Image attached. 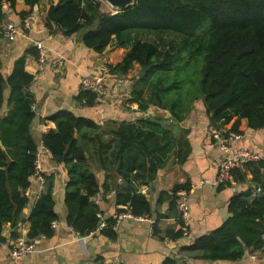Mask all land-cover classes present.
Here are the masks:
<instances>
[{"label":"trees","instance_id":"obj_1","mask_svg":"<svg viewBox=\"0 0 264 264\" xmlns=\"http://www.w3.org/2000/svg\"><path fill=\"white\" fill-rule=\"evenodd\" d=\"M17 1L0 0V28L8 22L7 8L15 9ZM24 1L30 11L21 12L22 18L32 13L40 0ZM46 25L51 31L57 26L67 36L83 33V43L98 53L104 52L113 40L122 46L130 45L125 59L110 67L112 71L128 73L134 62L142 66L144 74L136 82L132 98L142 110L154 104L183 118L195 100L203 99L212 124L218 128L235 116L237 120L229 131L241 133L242 119L248 121L251 129L264 128V0H136L117 12L102 10L101 0H60L50 7ZM153 32L160 35L157 42L143 37ZM164 34L173 38L166 40ZM2 36L0 30V44ZM33 80L25 68V58L18 59L6 76L0 53V248L8 241L3 234L8 223L10 236L18 238V222L28 220V239L35 240L51 237L53 222L59 219L52 181L47 182L30 215L26 217L23 212L31 202L25 191L31 186L40 149L32 131L36 117V99L30 91ZM98 97L83 89L78 98L93 105ZM46 123L50 130L44 134L43 144L54 161L69 168L65 192L67 224L83 236L101 230L115 238V220L110 219L102 228L101 210L90 200L99 184L78 143L84 128L98 124L69 110L58 111ZM139 123L165 131L158 122ZM117 134L119 172L124 177L117 202L130 204L135 215L148 214L150 202L138 192L125 169H134L137 156L133 152L136 147L148 148L149 133L129 127ZM235 181L255 184L261 190L255 193L251 188L234 195L229 203L231 216L212 232L181 246L180 253L193 259L236 261L247 250H262L264 159L237 169ZM180 236L182 233L177 234ZM163 264L181 263L174 256Z\"/></svg>","mask_w":264,"mask_h":264},{"label":"crops","instance_id":"obj_2","mask_svg":"<svg viewBox=\"0 0 264 264\" xmlns=\"http://www.w3.org/2000/svg\"><path fill=\"white\" fill-rule=\"evenodd\" d=\"M59 1L40 0L31 11L35 14L33 29L27 30L25 35L18 34L14 41L2 39L3 71L8 76L15 62L25 58V68L34 76L30 86L36 99L32 131L39 147L44 134L50 130L46 119L58 111L69 110L98 124L95 128H84L78 143L84 148L90 169L98 180L99 190L90 200L101 210V227H106L110 219L115 220L116 236L111 238L101 230L83 236L67 224L65 192L69 168L54 161L50 152H44V172L50 177L47 182L53 183L59 214L53 224L54 234L35 239L36 252L15 262L11 256L13 245L18 238L28 239L31 224L26 220L17 226L18 238L10 236L11 224H6L3 234L8 236V241L0 248V264H163L168 257L174 256L181 264H264V247L255 253L247 250L242 259L236 261L193 259L180 253L181 246L212 232L231 216L229 203L234 195L251 188L255 193L261 190L255 184H239L235 180L227 184L205 182L208 178L217 179L218 166L224 156L216 133L231 130L237 117L222 128L214 126L203 99L195 100L191 111L183 118L154 104L146 110L140 109L132 98L136 82L144 74L142 66L134 62L128 73L112 71L110 67L121 63L130 53L131 46H122L113 40L104 52L98 53L83 43V33L67 36L57 26L51 31L46 25L48 11ZM7 9L8 21L16 23L21 30L26 16L22 18L20 14L30 11V6L24 0H18L15 9ZM34 40H44L49 48L42 70L38 49L32 44ZM59 57L64 59L63 64H54L53 58ZM106 66L109 69L104 73ZM86 74L103 75L111 96L98 97L93 105L80 100L81 78ZM141 120L158 122L165 131L143 127L139 123ZM129 127L142 128L149 133L148 148L136 147L133 152L137 156L135 167L125 171L138 192L147 197L151 212L137 215L141 218L125 217L119 222L116 216L122 211H131V205L117 202L118 187L124 181L119 172L120 137L117 132ZM239 130L244 138L237 145L264 155V128L251 129L248 121L242 119ZM31 187L35 191L38 189L36 180L32 179ZM180 188L191 190L192 225L189 236L177 237L182 233L176 203ZM82 192L87 194L86 189ZM36 199L33 191L31 202L23 211L26 217Z\"/></svg>","mask_w":264,"mask_h":264},{"label":"built area","instance_id":"obj_3","mask_svg":"<svg viewBox=\"0 0 264 264\" xmlns=\"http://www.w3.org/2000/svg\"><path fill=\"white\" fill-rule=\"evenodd\" d=\"M5 8H7V5H5ZM34 18V13H30L28 16H26L23 19L21 30L17 27L16 23L12 21L4 23L0 28L3 34L2 39L14 41L17 38L18 34L25 35V32H27V30L33 29L32 23ZM32 44L38 49L39 68L40 70H42L44 63L49 56L48 45L44 40H34ZM52 62L56 65H61L63 64L64 59L62 57L53 58ZM108 69V66L104 67V73L107 72ZM81 86L84 90L91 91L97 94L99 97L111 96V92L107 87L103 75L86 74L81 78ZM243 138L244 136L240 132L229 131L228 133H220L219 131H217L216 140L219 146L223 149L224 156L220 160L218 166L217 179L212 180L208 178L205 180V182L217 184L231 183L235 180V171L237 169L244 167L250 162H256L264 159L263 154L237 145V143ZM44 152H49V150L42 142L37 159L35 161V171L32 175V179L36 180L38 183V189L35 191L31 186H29L25 191L29 196H31V193L34 191L37 198L41 196L47 184V177L44 172V165L42 162V154ZM257 189L260 190V187H258ZM190 191L191 190L187 188H180L176 193V203L179 209L181 220V231L184 236H189L190 228L192 225L191 206L189 202ZM125 217L141 218L131 211H122L116 216V219L120 222ZM55 223L56 222H54L53 224L55 225ZM20 225H22V221H19L17 224V226ZM36 250L37 243L35 240L18 238L11 250V256L15 262H18L26 258L29 254L36 252Z\"/></svg>","mask_w":264,"mask_h":264},{"label":"rangeland","instance_id":"obj_4","mask_svg":"<svg viewBox=\"0 0 264 264\" xmlns=\"http://www.w3.org/2000/svg\"><path fill=\"white\" fill-rule=\"evenodd\" d=\"M101 9L102 10H104V11H113V10H116V8H113L109 3H108V1H106V0H101ZM164 36V38L166 39V40H169L170 38H173V36H171V35H168V34H164L163 35ZM144 38H146V39H149V40H151V41H155V42H157L159 39H160V35L158 34V33H146V34H144V36H143Z\"/></svg>","mask_w":264,"mask_h":264},{"label":"water","instance_id":"obj_5","mask_svg":"<svg viewBox=\"0 0 264 264\" xmlns=\"http://www.w3.org/2000/svg\"><path fill=\"white\" fill-rule=\"evenodd\" d=\"M117 11L124 10L125 8L133 5L136 0H106ZM264 185V184H263Z\"/></svg>","mask_w":264,"mask_h":264}]
</instances>
